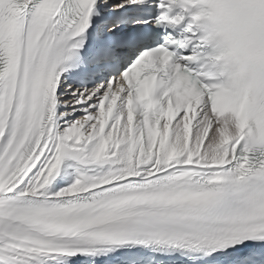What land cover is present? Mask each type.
Returning a JSON list of instances; mask_svg holds the SVG:
<instances>
[{
	"label": "snow or ice",
	"instance_id": "6c2138e0",
	"mask_svg": "<svg viewBox=\"0 0 264 264\" xmlns=\"http://www.w3.org/2000/svg\"><path fill=\"white\" fill-rule=\"evenodd\" d=\"M0 264H264V0H0Z\"/></svg>",
	"mask_w": 264,
	"mask_h": 264
}]
</instances>
